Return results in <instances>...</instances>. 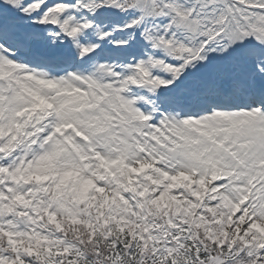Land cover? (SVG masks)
<instances>
[{"label":"snow or ice","instance_id":"1","mask_svg":"<svg viewBox=\"0 0 264 264\" xmlns=\"http://www.w3.org/2000/svg\"><path fill=\"white\" fill-rule=\"evenodd\" d=\"M0 264H264V0H0Z\"/></svg>","mask_w":264,"mask_h":264}]
</instances>
